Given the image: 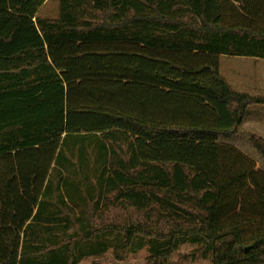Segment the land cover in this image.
<instances>
[{
	"label": "trees",
	"instance_id": "obj_1",
	"mask_svg": "<svg viewBox=\"0 0 264 264\" xmlns=\"http://www.w3.org/2000/svg\"><path fill=\"white\" fill-rule=\"evenodd\" d=\"M44 2L0 0V264H264V171L221 140L264 97L219 69L264 59V0Z\"/></svg>",
	"mask_w": 264,
	"mask_h": 264
},
{
	"label": "rangeland",
	"instance_id": "obj_2",
	"mask_svg": "<svg viewBox=\"0 0 264 264\" xmlns=\"http://www.w3.org/2000/svg\"><path fill=\"white\" fill-rule=\"evenodd\" d=\"M38 15L42 17L55 18L58 15L57 0H47L38 10ZM257 59V61H256ZM220 73L233 88L237 91L246 92L250 95H264V91L259 87L264 84V59L221 55ZM263 77V78H262ZM244 117V123L236 133L227 138H221L223 142L230 143L248 157L254 160L256 166L264 171V156L254 147L251 136L256 133L264 138V107L259 104L248 106ZM129 216H134L129 210L121 207H114L102 213L100 218L95 219L99 225L103 223L121 224ZM196 244L185 243L178 247L169 258V264H212L207 259L183 258L190 254ZM148 253L145 248L133 253H127L122 259H116L111 249L99 256H89L83 258L77 264H146Z\"/></svg>",
	"mask_w": 264,
	"mask_h": 264
},
{
	"label": "crops",
	"instance_id": "obj_3",
	"mask_svg": "<svg viewBox=\"0 0 264 264\" xmlns=\"http://www.w3.org/2000/svg\"><path fill=\"white\" fill-rule=\"evenodd\" d=\"M46 1H47V0H45V2H46ZM45 2H44V3H45ZM44 3H43V4H44ZM43 4H42V5H43ZM42 5H41V6H42ZM253 58H255V57H253ZM256 61H257V59H256ZM262 78H263V77H262ZM230 84L233 85L232 83H230ZM231 87L233 88V86H231ZM259 87L264 91V84H262V85L259 86ZM233 89H234V88H233ZM235 90H236V89H235ZM236 91H237V90H236ZM239 92H241V91H239ZM245 93H246V92H245ZM256 96H260V95H256ZM262 96L264 97V95H262ZM245 116H246V115H245ZM243 123H244V121H243ZM243 123H242V125H243ZM242 125H241V126H242ZM254 134H256V133H254ZM257 135H258V134H257ZM259 136H260V135H259ZM261 137H262V136H261ZM262 138H263V137H262Z\"/></svg>",
	"mask_w": 264,
	"mask_h": 264
}]
</instances>
